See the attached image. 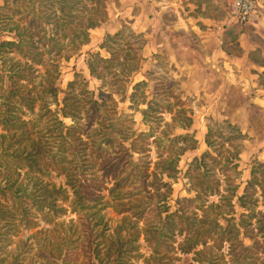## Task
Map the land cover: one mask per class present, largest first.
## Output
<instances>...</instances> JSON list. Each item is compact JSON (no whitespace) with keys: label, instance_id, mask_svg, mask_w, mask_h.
<instances>
[{"label":"rangeland","instance_id":"1","mask_svg":"<svg viewBox=\"0 0 264 264\" xmlns=\"http://www.w3.org/2000/svg\"><path fill=\"white\" fill-rule=\"evenodd\" d=\"M203 1L208 4L214 2L213 0ZM233 1H220L219 15L221 17L227 13L231 14L230 8ZM1 4L2 0H0ZM256 15L257 12L252 20L244 23L245 29L251 30ZM128 32L125 34L126 41L129 40ZM177 34L180 37L181 33ZM262 35H264L263 32ZM93 36L94 39L90 45L82 47L81 51L73 55L69 61L61 63V75L57 81L59 89L57 98L49 94L45 97L40 96L35 103L33 113L20 116L21 121L26 122L22 130L14 128L12 132L7 133L0 126V161L3 162V165H0V264H260V259H257L253 252L249 254L250 259H242L236 252L229 253L227 247H218L214 240H210L207 247L200 245L189 254L183 253L181 246L187 248L185 235L173 236L176 233L169 228L172 227L175 231L182 228L184 233L193 236L195 227L192 223H198L194 218V203L192 202L187 208L189 218L179 219L174 223L176 227L171 220L164 225H158L155 220L157 215L151 211L137 213L135 206L139 204V200L142 201L145 197L157 196L161 193V190L158 191L155 187L156 180L153 175L157 169H154V165L147 175L141 172L136 178L133 172V177L119 186L118 180L120 179L116 177L118 174L125 177L131 175L130 171L125 170L128 157L119 145L122 144L121 141H117L112 146L110 141L113 139L111 138L109 142L105 141L104 132L115 140L121 138L120 133L117 132L119 129L123 131V136H127L126 131L131 129L136 132V135L149 134L154 131V134L159 137L160 132L164 130L165 123L171 122L172 115L163 114L162 123L143 121L141 112L131 108L129 100L119 101L108 108L109 112L105 115L118 122L117 129L104 131L103 126L106 127L109 124L104 123L100 126L102 132L99 134L92 132L99 128L97 124L86 128L87 131H79V127L70 118L62 116L60 108L63 107L66 98L65 91H67L68 83L74 79L76 74L82 83L89 82L87 90L97 91L100 86V81L90 75L86 61L91 53L100 52L104 57L108 55L104 50L99 51L98 42L101 35L96 31L93 32ZM185 36L189 40L193 35L186 33ZM10 37V35H5L7 39ZM259 39L264 43L263 39ZM14 56L16 57L14 53L8 56L0 55V70L5 65L12 64L13 66L10 58ZM160 56L159 61L164 63V55ZM156 61L152 63L150 60L146 61L141 71L132 79L133 82L146 78L152 64ZM36 68L40 72L34 74L33 77L37 76L33 78L34 82L40 80L39 73L45 72L41 66ZM168 68L167 66L166 69ZM157 71L160 76H164V70L161 67H158ZM1 72L0 75H2ZM8 73V70L3 72V74ZM170 75L176 79L174 70H171ZM176 80L179 81V79ZM237 81L245 87L248 85L245 79L237 78ZM258 81L260 90L264 89V72ZM27 82V80L22 81V83ZM217 82L214 77L210 87L216 86ZM7 84H9L8 78H5L4 83L0 80V114L7 107L5 103L7 101L5 96L8 93ZM81 87L78 89L80 98L87 91L85 89L81 91ZM131 87L128 95L131 93ZM152 90L151 86L148 89V96L151 95ZM38 91L36 94L39 93ZM19 96H14L16 106L18 105L15 101L20 99ZM188 97L191 101H188L186 106L191 110L194 118L190 132L195 133L198 145L196 149L187 151L179 163L181 173L178 181L173 184V192L168 200L171 213L176 212L183 205H188L185 201L179 204L177 201L179 198H193L195 195L194 192L187 191L189 185L184 174L193 158L200 156L207 149L204 138L207 131L206 125L209 122L208 117L224 124L223 120L226 119L224 114L231 111L230 108H235L246 101L237 86L231 88L227 95L228 109L225 112L218 110L224 98L223 92L212 96L197 94L194 97ZM115 98L120 99L119 95ZM57 102L60 103L59 106L56 105ZM145 107L143 104L140 105V109ZM11 112L14 117L17 116L15 110ZM25 112L28 113L27 109ZM87 112L86 109L78 112L82 118L81 122H84ZM19 113L22 114L20 111ZM250 116L255 138L262 136L263 138L261 142H256L253 138L246 140V152L240 159L242 176L239 180L241 186L239 194L242 193L246 180L250 177L249 170L252 160L259 158L264 162V117L256 109L250 112ZM58 119L67 129L60 126ZM234 119L242 121L240 114ZM241 123L246 129L245 123ZM227 130V128L224 129L226 132L224 136L229 135ZM22 131H27L28 136L17 139L16 136H21ZM62 131L64 134L65 132L82 134V142L73 140L62 143ZM175 132L185 133L180 129ZM153 140L154 137L148 139V142L152 150L151 156L156 162V146L152 144ZM218 141L223 142V139ZM134 142L137 144L136 148H140L141 141L134 140ZM61 144L65 147V151L59 150ZM124 145L128 146L129 143L125 141ZM24 148L23 152L18 151ZM116 153H120L124 158L118 159L120 162L118 168H112L111 158L119 156ZM133 156L135 163L140 167L148 160L144 155L137 153ZM125 172L127 173L124 174ZM166 181H168L167 178ZM145 186L148 192L141 191ZM111 190H113L112 193ZM165 190L164 188V192ZM15 192L17 197H14ZM118 192L122 194L121 202L110 203L111 197L117 195ZM137 194H143L144 197L135 196ZM211 201L216 202L218 198L212 197ZM226 209L228 210V207ZM236 212V218H238L247 211L237 208ZM166 215L167 213L163 214V216ZM232 216L227 215V217ZM187 221L192 223L187 224ZM220 222L225 223L224 220ZM124 236L136 238L134 239L136 242L124 244L120 240ZM147 236L150 238L146 241ZM244 242L247 245L251 244L249 239H245Z\"/></svg>","mask_w":264,"mask_h":264},{"label":"trees","instance_id":"2","mask_svg":"<svg viewBox=\"0 0 264 264\" xmlns=\"http://www.w3.org/2000/svg\"><path fill=\"white\" fill-rule=\"evenodd\" d=\"M111 3H118V0H2L0 5V55L8 56L13 53L16 55L10 58L13 66L12 64L5 65L0 70L2 71L1 82L4 83L5 78L9 80V84L6 85L8 93L5 96L7 107L0 114V126L5 132L10 133L14 128L22 130L26 126V122L21 121L20 116L31 115L40 96L45 97L49 94L57 98L59 93L57 81L61 75V63L69 61L91 41L92 30L107 21V8ZM243 25V23H235L237 32L231 37L232 48L237 52H239L238 36L245 31ZM127 31H129V40L126 41ZM5 35H10V39L5 38ZM146 44L147 39L143 34L135 33L126 25L115 34H107L99 47L107 53L108 57L96 52L91 53L86 61L90 75L100 81V86L97 91L87 90L89 82L82 83L76 74L74 79L68 83L67 91H65L66 98L63 107L60 108L62 116L70 118L79 127V131H87L86 128L97 124L99 128L92 132L99 134L102 132L100 126L104 123H109L106 127L103 126L104 131L113 130L118 125L114 118L105 115L109 112L107 109L119 101L129 100L131 108L141 112L143 121L162 123L163 114L172 115L171 122L165 123L164 130L160 132L159 137L154 134V131L149 134L136 135V132L131 129L126 131L127 136H123V131L119 129L117 132L120 133L121 138L115 140L104 132L105 141L109 142L111 138L113 139L110 141L112 146L117 141H121L122 144L119 145L128 157L125 170L130 171L131 175L125 177L118 174L116 177L120 179L118 180L119 186L132 178L133 172L136 178L141 172L147 175L154 165V169H157L153 175L156 180L155 187L158 191L161 190V193L157 196L145 197L142 201L139 200V204L135 206L137 213L148 210L157 215L155 220L158 225H164L168 220L174 224L179 219L189 218L187 208L192 202L194 203V218L198 224L188 221L186 223H192L195 227L193 236L184 233L182 228L177 229L178 231L172 227L169 228L176 233L173 236L185 235L187 248L181 246L183 253L189 254L200 245L207 247L210 240H214L218 247H227L229 253L236 252L242 259H250L249 254L253 252L255 257L260 259V264H264V162L258 158L252 160L250 177L246 180L242 193L239 194L241 187L239 180L242 176L240 159L244 150V142L249 136L229 119L223 120L224 124H221L218 120L208 117L209 122L206 125L207 131L204 138L207 149L200 156L193 158L184 174L189 185L187 191L194 192L195 195L193 198H179L177 200L179 204L185 201L188 205H183L174 213L170 212L168 200L173 192V184L178 181L181 173L179 163L187 151L196 149L198 140L195 133L190 132L194 118L186 104L191 100L182 91L180 82L170 75L171 70L175 68L166 61L165 54L166 63H161L159 61L161 56L156 55L154 59H157V62L152 64L147 77L133 82L132 79L141 71L146 62L143 56ZM256 53L253 52L250 55H257ZM257 61L264 67V58ZM37 66H41L45 72L39 73L40 80L34 82L33 78H37V76L33 77L34 74L40 72ZM165 66L169 68L166 69ZM158 67L164 70V76L159 75ZM7 70L9 73L3 74ZM23 80L28 82L22 83ZM80 86H82L81 91L87 90L81 98L78 94ZM151 86L153 90L148 96V89ZM130 87L131 93L128 95ZM37 90H39L38 94H36ZM17 95H20V99L15 101L18 106L14 105V96ZM118 95L119 100L115 98ZM149 97H151L150 100ZM245 98L250 99V97ZM141 104L146 107L140 109ZM56 105L59 106L60 103L57 102ZM26 109L28 113L25 112ZM81 109L88 111L84 122H81L82 118L78 113ZM11 110H15L17 116L14 117ZM253 110L255 108L249 112ZM58 121L62 128L66 127L61 120L58 119ZM225 128L228 129V136H224ZM177 129L185 133L177 134L175 132ZM81 135L71 134V132L64 134L62 131V143L73 140L82 142ZM26 136H28L27 131H22V135L16 138L22 139ZM153 137L152 144L156 146V162L151 156L152 150L148 142V139ZM132 138H135L137 142L141 141L140 148H136L137 144ZM218 138L223 139V142H219ZM125 141L129 143L128 146L124 145ZM24 150L25 148L18 151L23 152ZM59 150H66L63 144L60 145ZM136 153L148 159L142 167L135 163L133 154ZM116 154L119 156L111 158L112 168H118L120 165L118 159L124 158L120 153ZM1 164L3 165V162L0 161ZM146 187H143L141 191L148 192ZM135 196L144 197L143 194ZM14 197H17L16 192ZM212 197H217L218 201H211ZM122 199V194L118 192L117 195L111 197L110 203L118 204ZM237 208L247 212H243L236 218ZM164 213L167 215L163 216ZM228 214L234 217H227ZM220 220H224L225 223L223 224ZM174 225L176 227V224ZM149 238L147 236L146 241ZM134 239L124 236L120 240L124 244H133L136 242ZM245 239L251 240V244L247 245L244 242Z\"/></svg>","mask_w":264,"mask_h":264},{"label":"crops","instance_id":"3","mask_svg":"<svg viewBox=\"0 0 264 264\" xmlns=\"http://www.w3.org/2000/svg\"><path fill=\"white\" fill-rule=\"evenodd\" d=\"M213 1L208 4L203 0H118V3L108 5L107 21L92 30L91 41L84 47L92 43L93 32L97 31L101 35L98 48L102 51L99 46L107 34H115L124 25L129 26L147 39L143 49L147 62L156 61V55L167 56L166 61L175 68V77L187 96H212L223 92L224 98L218 109L222 112L228 109L227 95L234 86L245 97H250L245 103L230 108L224 118L238 125L249 139L261 142L263 136L255 138L249 110L255 108L264 117V89L260 90L258 81L264 67L257 61L264 58V43L259 41V38L264 40V3L257 11L251 30L247 28L239 34L237 52L232 48L231 40L237 32L236 22L228 13L221 17V0ZM186 33H191L192 38L186 39ZM253 52L257 55H250ZM214 77L218 82L210 87ZM237 78L247 80L248 85L240 84L241 80L237 81ZM239 114L246 129L234 119ZM245 152L246 141L241 158Z\"/></svg>","mask_w":264,"mask_h":264},{"label":"built area","instance_id":"4","mask_svg":"<svg viewBox=\"0 0 264 264\" xmlns=\"http://www.w3.org/2000/svg\"><path fill=\"white\" fill-rule=\"evenodd\" d=\"M264 0H234L230 15L236 23H247L252 20Z\"/></svg>","mask_w":264,"mask_h":264}]
</instances>
